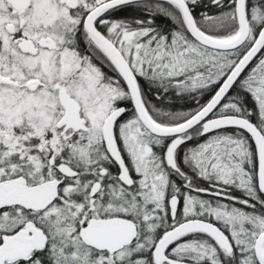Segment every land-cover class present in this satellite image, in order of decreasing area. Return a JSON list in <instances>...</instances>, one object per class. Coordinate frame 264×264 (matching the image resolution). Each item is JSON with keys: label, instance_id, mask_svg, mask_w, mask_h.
Returning a JSON list of instances; mask_svg holds the SVG:
<instances>
[{"label": "snow or ice", "instance_id": "6c2138e0", "mask_svg": "<svg viewBox=\"0 0 264 264\" xmlns=\"http://www.w3.org/2000/svg\"><path fill=\"white\" fill-rule=\"evenodd\" d=\"M0 264H264V0H0Z\"/></svg>", "mask_w": 264, "mask_h": 264}]
</instances>
